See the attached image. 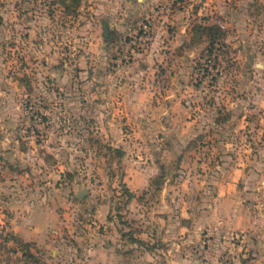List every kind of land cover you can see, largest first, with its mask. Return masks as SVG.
I'll return each mask as SVG.
<instances>
[{"label":"rangeland","instance_id":"374dc122","mask_svg":"<svg viewBox=\"0 0 264 264\" xmlns=\"http://www.w3.org/2000/svg\"><path fill=\"white\" fill-rule=\"evenodd\" d=\"M67 3L0 0V264H264V0Z\"/></svg>","mask_w":264,"mask_h":264},{"label":"crops","instance_id":"0c3cea01","mask_svg":"<svg viewBox=\"0 0 264 264\" xmlns=\"http://www.w3.org/2000/svg\"><path fill=\"white\" fill-rule=\"evenodd\" d=\"M147 104L148 105L150 104V107H152V103H147ZM162 107H160V106L157 107L156 103H155L154 111H152V109H150V112L156 113L155 110L162 109ZM164 109H167V107ZM168 111L167 112L165 111L164 114H167ZM144 158L147 160V156H144ZM133 170H134V168H133ZM133 170L127 176L128 186L132 187V189H131L132 191L136 190V183H137L139 178H141L142 184L145 181L148 182V180H149V176H145V174H143L142 172H139L137 170L136 171L134 170V172H133ZM238 171H240V170H238ZM245 171H246V168L243 169V172L240 173V176H242V175L245 176L246 175V174L244 175ZM216 184L219 185V192H218L217 196H214L215 201H214L213 206L217 205V203H221L222 205H229L230 204L231 208H230V211L224 215L221 205H218L217 210H219L220 216L219 215L217 216L218 219L216 220L217 223H215V224H218V226H220V224H222L224 226H227L229 229H235V230L236 229L247 230L249 228L250 229L255 228L256 226L254 225V223L251 220L252 218L248 217L247 215H242V212L239 209V206L237 204L231 203L233 201L237 203V201H238L237 200L238 196L235 193L236 189L234 188V194L230 191L231 188L233 187L232 180L224 179L222 181H218V182L216 181ZM214 212H215L214 210H211V214H213ZM14 229L16 230V233H18L20 236H23V237L24 236L27 237L30 233H34V231H35V230L31 231L29 227H23V226H20L19 229H16V228H14Z\"/></svg>","mask_w":264,"mask_h":264},{"label":"trees","instance_id":"16d2710c","mask_svg":"<svg viewBox=\"0 0 264 264\" xmlns=\"http://www.w3.org/2000/svg\"><path fill=\"white\" fill-rule=\"evenodd\" d=\"M64 4L66 3L67 5H65L67 8H69V3L67 2H70L71 4L74 3L75 6L79 5L80 4V1L81 0H61ZM202 27V26H201ZM204 28V27H202ZM210 29H213L214 26H209ZM218 28V32L217 34L215 35L216 37L219 36V32L221 31V29L219 27ZM214 40V39H213ZM215 41H212V43H214ZM120 152V151H119Z\"/></svg>","mask_w":264,"mask_h":264},{"label":"water","instance_id":"95a60500","mask_svg":"<svg viewBox=\"0 0 264 264\" xmlns=\"http://www.w3.org/2000/svg\"><path fill=\"white\" fill-rule=\"evenodd\" d=\"M83 194H84V191H81V192L78 194V196H79V197H82Z\"/></svg>","mask_w":264,"mask_h":264}]
</instances>
